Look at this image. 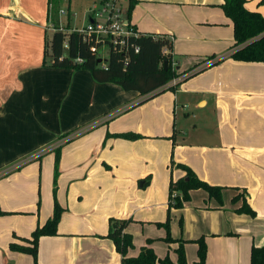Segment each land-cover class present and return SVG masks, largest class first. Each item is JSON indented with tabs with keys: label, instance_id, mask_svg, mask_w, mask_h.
Listing matches in <instances>:
<instances>
[{
	"label": "crops",
	"instance_id": "crops-1",
	"mask_svg": "<svg viewBox=\"0 0 264 264\" xmlns=\"http://www.w3.org/2000/svg\"><path fill=\"white\" fill-rule=\"evenodd\" d=\"M135 1L129 21L137 32L171 38L170 55L177 70L186 69L190 75V70L205 68L187 75L185 80L194 77V93L200 97L196 104L202 108L210 104L220 116L205 137L212 145L211 154L230 162L226 166L214 164L219 169L229 168L224 172L226 177L221 174L211 182L219 183L223 190L233 187L232 195H242L255 211L254 216L236 212L242 198L230 204V193H225L221 204L208 202L199 206V210L210 215L200 217L194 240L204 237L205 264H250L251 247L264 245V62L228 57L233 27L220 7L223 0ZM258 1L261 4L263 0ZM245 5L264 15L259 6L254 8L248 0ZM59 10L55 12L56 21L63 23ZM70 13L66 11L67 24L63 25L72 29ZM50 24L54 23L48 0H0V209L5 214L27 212L23 204L12 203L13 199H6L5 194L12 191L16 196L24 192L19 178L32 164L10 170L8 163L52 148L57 141L58 146L62 140L59 138L76 128L60 148L69 210H63L57 234L39 238V255L43 251L45 254L39 262L121 264L113 242L104 237L109 227L107 218L126 219L132 215L129 218L133 222H146L158 216L146 202L132 211L127 205L121 214L99 212L98 203L86 202L87 188L92 187L93 193L98 194L103 178L121 180L127 176L137 194L135 180L148 173L156 174L150 167L160 134L140 124H127L122 121L124 115L112 119L149 98L124 91L114 83L96 82L86 70L43 65L45 32ZM218 59L222 60L208 67ZM132 130L142 137L111 135ZM239 160L241 170L236 166ZM203 179L209 180L207 176ZM223 179L225 182H220ZM157 205L163 210L164 193ZM29 207L37 208V204ZM96 218L102 222L100 227L91 226L96 224ZM42 221L39 218L34 229L45 222ZM84 224L91 227L85 228ZM125 231L129 232L126 228ZM22 234L13 232L12 240L24 243L23 238L29 237ZM127 255L137 254L128 250Z\"/></svg>",
	"mask_w": 264,
	"mask_h": 264
},
{
	"label": "rangeland",
	"instance_id": "rangeland-1",
	"mask_svg": "<svg viewBox=\"0 0 264 264\" xmlns=\"http://www.w3.org/2000/svg\"><path fill=\"white\" fill-rule=\"evenodd\" d=\"M248 1L254 8L259 6L261 12L264 14V0L261 4H258V0ZM92 5L100 8L101 0H57L58 9L70 10L69 22L73 28H80L89 21V16H91L92 12L88 11V8L91 9ZM128 6L129 0H125L121 10L122 18L126 17ZM67 19V15H62V24L66 25ZM51 35L52 29L48 28L45 32V41ZM107 51L108 47L106 45L100 47L99 53L102 56L101 58L104 59L106 57ZM172 66L177 77L181 78L174 89H166L164 92L150 97L145 102L133 108L130 106L128 110L117 114L114 118L112 117V119H115L124 115L122 116L124 117L122 121H126L127 124H132V126L140 124L149 131L160 134L157 136L159 139L157 140L158 147L152 153L153 166L150 167L155 171V176L148 173L135 180L134 187L137 194L132 189V179L127 176L120 177L121 180H115L113 177L110 179L103 178L98 194H94L92 187H88L85 200L90 205L98 203L100 206L99 212H111V214H121L126 210L127 205L128 209L132 211L146 202V204L151 206V210L158 218L146 222H133L132 218H129L132 215L126 216L129 222L125 228L132 235L133 241V247L129 251L136 255L143 245H147L154 250L158 258L164 259L167 257L172 264H178L176 250L180 240H182L186 263L196 264L198 261V246L194 242V238L197 237L194 236H196L195 233L200 222V217L210 215L209 212L199 210V206L208 202L212 204L216 202L218 204L221 203L216 198L210 197L204 189L198 188L189 191V199L182 201V207L178 208L174 206V199L169 198V183L171 180L176 181L185 176L184 171L178 167L179 164H183L189 166L200 179L217 185L219 183L211 181L216 180L221 174L223 177H226L227 175H224V172L229 166L219 169L215 165L220 166L221 164L222 166H226L230 160L225 157L221 160L219 156L211 154L212 150L210 149L212 145L205 137L207 133L212 131L217 121H219V113L217 117L210 104L205 108L198 106L196 102L200 97L196 92L194 93V77L185 80V77L188 75L185 71L186 69L181 68L183 70H177L174 63ZM121 108L123 107L119 109ZM88 128L92 129V127ZM75 130L78 129L75 128L69 133ZM131 132L134 131L132 130ZM165 132L168 133L165 134ZM62 141L65 142L63 139L59 143H62ZM57 144L58 141L52 148L46 147L40 152H37V150L24 157L14 159L6 166L10 170H16L19 167L25 166V164H32L19 178V182L23 184L24 192L16 196L14 195L17 193H13L12 191H8L5 194L6 199H13L12 203L23 204L27 212L3 214L0 217V264H33V257L30 254L18 252L10 248V242L14 240L12 233L17 231L20 234L25 233L24 235L30 237L39 218H42V222H44L47 217L52 215L54 200L57 201L63 210H69L67 208V188L64 180L65 169L63 172L60 167V151L58 157L56 155L55 148ZM163 146L168 148L165 149ZM163 154H166L165 159H163ZM64 160L65 165L67 158H64ZM239 161L236 166L241 170L242 160ZM91 163H94V161L91 160ZM205 176L209 180L203 179ZM223 180L220 182H225V179ZM59 188L61 189L58 193ZM222 191L221 200L225 193H230L227 195V199L230 204L234 203L232 201V198L235 196L232 195L234 188L229 187L224 190L222 189ZM163 193L165 206L161 210L157 204ZM175 194L180 195V192H175ZM32 203L37 204V208L34 207L32 209L29 207ZM93 211H96L95 208H93ZM67 215L66 212L63 217L66 218ZM113 218L118 219L117 217ZM109 219L107 218L108 224ZM95 222L96 224L91 226L100 227L102 225L100 224L102 223L101 220L99 221L97 218ZM166 223L168 224V229L166 228ZM91 226H88V224L83 225L85 228H90ZM104 237L108 238L106 235ZM40 250V247H38L37 261L39 264H41L39 258L44 260L45 256L44 251L42 255H39ZM6 251L8 252L6 253Z\"/></svg>",
	"mask_w": 264,
	"mask_h": 264
},
{
	"label": "trees",
	"instance_id": "trees-1",
	"mask_svg": "<svg viewBox=\"0 0 264 264\" xmlns=\"http://www.w3.org/2000/svg\"><path fill=\"white\" fill-rule=\"evenodd\" d=\"M135 2V0H129L126 15L128 24H130V14ZM245 4L246 0H223L220 4L224 14L231 20L233 27V43L229 47L228 57L243 62H264V15L258 11L249 10ZM48 5L51 20L54 25H57L55 14L58 11L57 0H48ZM65 29L66 31L54 30L51 37L45 41L43 65L54 68L86 70L96 82L114 83L124 91H135L138 95L147 98L155 96L166 89L175 88V86L164 88L169 81L177 77L172 66L170 52L164 54L162 51L164 48L171 51V38L140 33L137 36L126 37L125 43L122 45L105 40V45L108 46V54L102 59L96 49L101 47L103 42L96 43L90 35L84 37L81 32L72 31L68 27H65ZM65 43L66 46H64ZM136 48H138L137 52L135 51ZM165 59L167 60L166 68H164L163 63ZM221 60L213 61L208 66L215 65ZM204 69L202 68L199 71ZM199 71L192 72L190 70L188 77ZM69 134H64L59 139H64ZM111 135L125 139L142 137L141 134L134 132ZM60 148L61 145L55 148L57 157ZM178 167L184 171L185 176L176 181L171 180L169 183V198L174 199V206L182 207V201L189 199V191L198 188L204 189L210 197L216 198L219 202L222 201L221 191L223 187L209 184L200 179L189 166L179 164ZM178 191L180 195L175 194ZM241 198L242 203L235 211L254 216L255 211L242 195H235L232 201L235 203ZM62 212L63 209L54 200L52 215L42 225L37 226L29 238H23L24 243L12 241L10 242V248L30 254L33 257V264H39L37 261L39 238L44 235L57 234V225ZM1 214H5V211L0 209ZM128 222V219L111 217L106 235L113 241L116 251L120 254L121 264H172L167 257L164 259L158 258L153 249L147 245L142 246L136 256H128V250L133 247L132 235L125 231ZM166 228L168 229L167 223ZM194 242L198 245V261L196 264H205L207 250L204 237L201 236ZM176 252L178 264H187L182 240H180ZM250 264H264V245L251 247Z\"/></svg>",
	"mask_w": 264,
	"mask_h": 264
},
{
	"label": "built area",
	"instance_id": "built-area-1",
	"mask_svg": "<svg viewBox=\"0 0 264 264\" xmlns=\"http://www.w3.org/2000/svg\"><path fill=\"white\" fill-rule=\"evenodd\" d=\"M123 2L124 0H101L100 8L96 5H92L91 9L88 8V11L92 12L91 16H89L90 21L80 28H72L71 30L83 33L84 37H86V35H90L95 39L96 43L103 42V45H105V40L111 41L113 44H124L126 37L137 36L140 33L128 24L127 20L121 17ZM59 15H66V10H59ZM48 28H51L52 31H66L65 26L61 22L57 25L50 24ZM64 46H66V43ZM99 49L100 47H98L96 51L98 55L102 57L99 53ZM135 51L137 52L138 48H136ZM162 51L164 54H168L170 52L167 48H164ZM107 54L108 51L106 56ZM180 79V77H174L164 86V88L177 85ZM68 138L69 137L67 136L64 140L66 141ZM61 144L62 143H59V145Z\"/></svg>",
	"mask_w": 264,
	"mask_h": 264
},
{
	"label": "water",
	"instance_id": "water-1",
	"mask_svg": "<svg viewBox=\"0 0 264 264\" xmlns=\"http://www.w3.org/2000/svg\"><path fill=\"white\" fill-rule=\"evenodd\" d=\"M163 63H164V68H166L167 60L165 59V60L163 61Z\"/></svg>",
	"mask_w": 264,
	"mask_h": 264
}]
</instances>
